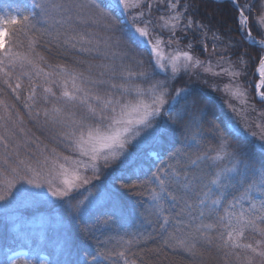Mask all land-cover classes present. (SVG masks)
<instances>
[{"label":"snow or ice","instance_id":"1","mask_svg":"<svg viewBox=\"0 0 264 264\" xmlns=\"http://www.w3.org/2000/svg\"><path fill=\"white\" fill-rule=\"evenodd\" d=\"M231 2L236 28L224 36L199 19L193 0H31L3 21L16 28L0 27V213L51 195L79 226L78 234L65 229L54 258L40 264H146L136 237L88 250L101 225L140 212L164 229L153 255L180 249L190 264H264V160L247 150L258 140L264 152V107L245 87L264 106V56L249 68L247 52L239 51L242 41L264 48L250 24L251 17L264 31V11L254 15L264 3ZM209 39L215 66L191 51L198 43L207 52ZM197 68L229 77L219 90L232 115L214 112L216 98L204 88L175 87L182 72ZM249 75L257 82L241 79ZM29 124L44 129L50 143ZM162 141L181 146L145 172L137 163L144 146ZM240 188L229 202V190ZM126 194L140 199L129 203ZM0 264L18 262L5 254Z\"/></svg>","mask_w":264,"mask_h":264},{"label":"trees","instance_id":"2","mask_svg":"<svg viewBox=\"0 0 264 264\" xmlns=\"http://www.w3.org/2000/svg\"><path fill=\"white\" fill-rule=\"evenodd\" d=\"M193 2L199 9V19L202 22L210 23L211 26L218 30L222 36H224L228 29L236 28V9L231 1L216 2L215 0H193ZM246 2H249V0H239L241 6ZM30 6L31 0H0V17H2L3 14H8L10 17L14 16L17 14V10L25 11L30 8ZM250 24L253 36L258 40L264 39L263 34L260 33L256 23L252 21L251 17ZM5 27L9 33L16 28V26L11 24H6ZM209 35H211V33H209ZM230 35L234 40L241 39L235 31L230 33ZM186 44L187 41H181L179 47L187 50ZM242 44L243 47L239 49V51L247 52L248 55L245 56V59L249 60V68H251L252 64L263 56L264 50L260 47L249 44L247 41H242ZM207 45L208 51L205 52L202 50L200 44L195 43L191 50L192 54L194 56L198 55L201 60L207 61L208 59H212V62H215L217 56L212 51L211 39L207 41ZM132 47L135 48L134 45H132ZM144 58L147 62L148 57L145 56ZM235 58L236 57L233 56V59ZM69 59L71 58L69 57ZM149 70L151 71V68H149ZM211 76L212 75L205 74L203 71L195 72V74H185L182 72L177 81L174 82V85L175 87H181L187 82L194 88H204L216 98L215 107L213 108V111L215 112L217 109H222L223 107L220 101H224L223 98L225 93L219 90V88H222V86L227 84L229 80L225 77L223 78V76L221 79H218V76H213L212 78ZM156 78L160 80L165 79L162 75ZM245 79L252 83L257 82L254 75H249L246 78L242 77V80ZM204 80H207V84H204ZM209 85L218 87L211 88ZM253 103L256 104L257 108L264 107L259 101ZM217 106L219 108H217ZM21 111H23V109H21ZM163 115L164 114L162 113L161 117H163ZM229 115L232 114L229 113ZM240 122L243 123L242 120ZM217 123H220V121L217 120ZM29 127L36 137H39L44 143H50V140L48 139L49 134L44 129L33 126L32 124H29ZM221 127H223L222 124ZM176 139H182L179 132L176 134ZM255 141L257 142V140H253L247 145V150L253 158L259 162L264 160V152L259 150L257 147L258 142L256 143ZM180 146L181 145L178 143L173 146L172 143L163 141L154 143L152 150L159 154V159L157 160L152 155H148L150 154V151L145 150L143 151L145 155L142 157V160L137 161V163H142L145 172H147L149 168L155 170L156 167L160 166V159L167 161L169 153ZM94 181L95 184H98L102 180L99 179ZM81 193L86 195L82 189ZM126 196L129 203H135L140 199L134 195L130 196V194H126ZM233 196L237 197L238 191L233 190L231 192V195L228 198L229 202L232 200ZM143 199L145 200V196ZM147 203L148 202L145 201V208L150 207L149 205H146ZM165 207L168 208L170 205H165ZM145 216L146 214L143 212H140L139 214L134 213L131 216L124 217L115 226L105 227L101 225L99 230L95 231L94 236L88 239V250L95 251L98 248L103 250L105 243L111 248L121 237L124 239H132L133 237H136L141 242L139 248L144 249V252L141 253V255L144 257L146 264H190L188 254L180 249H176L175 251L162 249L159 256L153 255L156 249L162 248L160 237L163 234L164 229L160 227L159 223L155 222V216H148L147 218H145ZM171 219L172 223L167 226L169 231L172 230V226L175 223L174 217ZM61 220H63V227L61 226ZM38 221L41 222L39 225H37ZM65 229L77 234L79 232L77 222L68 215L66 208L61 201L49 207L46 205H36L33 208L28 209L23 207L18 212L10 215H8V213L0 214V261L4 260L5 254L12 256L22 251L27 252L28 255L36 261L44 255L49 260H52L54 258L52 254L56 249L55 242ZM137 250V248H133V251ZM18 264H23V262L20 261ZM209 264H222V262L213 259L209 261Z\"/></svg>","mask_w":264,"mask_h":264},{"label":"rangeland","instance_id":"3","mask_svg":"<svg viewBox=\"0 0 264 264\" xmlns=\"http://www.w3.org/2000/svg\"><path fill=\"white\" fill-rule=\"evenodd\" d=\"M217 1H223V0H217ZM261 2L262 3H264V0H261ZM262 11H264V10H262V8H261V6H260V4H256L255 5V12H254V15L258 18L261 14H262ZM7 19H10V15H8V14H3V16L2 17H0V27H3V28H5L6 29V24L7 23H5V22H3V21H6ZM259 31H260V33H262L263 34V36H264V31H261L260 29H259ZM258 40V39H257ZM173 47H176V45H173ZM165 51L167 52V51H169V49H165ZM263 56H264V53H263ZM197 57H198V55H197ZM199 58V57H198ZM212 60V59H211ZM213 63V65L215 66V63H216V61L215 62H212ZM216 71H219V68H216L215 69ZM202 72L203 70H202V68H197L196 70H195V72L197 73V72ZM205 74H208V73H205ZM208 75H211V74H208ZM213 76H211V78H212ZM221 77L222 76H218V79L220 78L221 79ZM227 78L228 80H229V77H227V76H223V78ZM210 79V78H209ZM214 79V78H213ZM242 79V78H241ZM223 87V86H222ZM245 87L248 89V92H249V97H250V100H251V102L253 103V102H255V101H258L257 99H256V92H255V90L251 87V85L248 83H245ZM223 100L225 101V100H227V96L226 95H224V98H223ZM255 100V101H254ZM230 103H233V104H235V105H237L238 107H239V102L237 101V100H231V101H229ZM220 103H222V109H223V111L224 112H227V113H231V110L229 109V108H227V105L225 104V103H223V101H220ZM217 108H219L218 106H217ZM220 109V108H219ZM232 114V113H231ZM248 115H249V117L250 118H255V116H253V115H256L255 113H248ZM237 119H239V118H237ZM254 130V129H253ZM256 142V141H255ZM257 142L259 143V141L257 140ZM256 142V143H257ZM257 143V144H258ZM154 144H149V145H145L144 146V148H143V151H145V150H149L150 151V154L151 153H155V151H153L152 150V146H153ZM153 157H155L157 160H158V157H157V155H155V154H153L152 155ZM103 175V174H102ZM100 176V180H103L104 179V175L103 176ZM95 181L93 180V183H94ZM86 187H89V186H86ZM82 191H84L83 189H82ZM230 192H232L233 191V189H230L229 190ZM236 191H238V196H237V198L240 196V194H241V191H242V188H240L239 190H236ZM130 196H132V194H130ZM145 201L146 202H148L146 205H149L150 206V203H151V201H150V197H148L147 196V193H145ZM58 202H60L56 197H52L51 195H47L44 199H42V200H40V201H37V202H31V203H28V204H25L24 206H22V207H19V208H10V209H8L7 210V212L6 213H8V215H10V214H13V213H15V212H18L21 208H25V209H28V208H33L34 206H38V205H46V206H51V205H54V204H56V203H58ZM244 207H247L248 206V203L247 202H244V205H243ZM0 214H4V213H0ZM41 222H37V225H39ZM12 257H14L16 260H17V262L18 263H20V261H24V260H28V261H30L31 262V264H35V262H37L38 264H40V261L42 260V259H45V258H47L46 256H41L40 258H39V260H37V261H35L34 260V262L31 260V257H29L28 256V254L26 253V252H21V253H18V254H15V255H13ZM48 259V258H47Z\"/></svg>","mask_w":264,"mask_h":264}]
</instances>
